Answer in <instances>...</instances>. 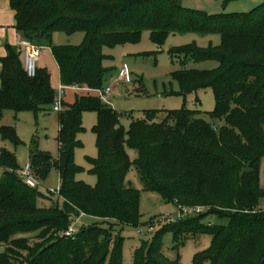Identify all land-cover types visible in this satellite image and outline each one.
Returning a JSON list of instances; mask_svg holds the SVG:
<instances>
[{
  "label": "trees",
  "instance_id": "obj_1",
  "mask_svg": "<svg viewBox=\"0 0 264 264\" xmlns=\"http://www.w3.org/2000/svg\"><path fill=\"white\" fill-rule=\"evenodd\" d=\"M15 30L26 42L49 48L57 64L60 84L85 92L67 91L58 114V157L40 152L34 143L30 167L39 181L51 170L59 176L62 206L41 208L40 193L18 176L15 157L0 154V264H121L124 227H139L138 191L126 186L133 161L143 190L159 195L179 209H208L166 223L151 242H141L133 264H169L159 252L160 234L175 240L207 235L210 247L195 255L193 264H264V198L258 184L264 157V4L248 13L220 14L184 9L180 0H9ZM161 47L174 34H217L218 46L190 44L167 53L182 68L173 73L179 85L175 95L211 89L215 109L206 114L181 109L168 111L158 122L131 120L128 130L119 115L103 103L96 91L106 88L109 70L104 49L138 43L141 34ZM80 32L78 46L54 45L53 35ZM0 58V119L6 110L37 115L49 111L55 91L47 70L34 77L23 71L19 54L7 48ZM215 63L211 69L185 68ZM97 113L93 128L98 156L91 160L97 184L91 188L75 179L81 171L74 163L80 148L82 114ZM3 140L17 146L12 129L2 128ZM38 181V182H39ZM81 214L95 223L63 236ZM216 215L225 225H210ZM150 222L148 228H152ZM36 233L37 242L19 234Z\"/></svg>",
  "mask_w": 264,
  "mask_h": 264
},
{
  "label": "rangeland",
  "instance_id": "obj_2",
  "mask_svg": "<svg viewBox=\"0 0 264 264\" xmlns=\"http://www.w3.org/2000/svg\"><path fill=\"white\" fill-rule=\"evenodd\" d=\"M264 4V0H180V5L187 10L199 11L208 16L248 13ZM80 32L70 36L58 32L53 35L54 45L78 46L83 41ZM195 44L200 48L215 47L220 44V36L217 34H174L168 36L161 47L152 43L149 32L144 31L138 43L115 46L112 49H104L108 57L105 68L109 70L105 84H112V95L107 97L108 106L118 115L120 124L128 130L131 120H147V113H154L153 120L158 122L162 114L168 111L181 110L183 108L198 111L201 117L208 120L207 113L214 111L215 100L211 89L199 91L187 95L185 98L175 95L179 92V85L173 78V73L182 68L179 62L173 61L168 55L172 48H178ZM20 61L22 55L18 52ZM215 63H205L195 66L187 63L185 68L211 69ZM38 68L45 69L50 74L51 84L56 87L55 95L61 86L57 64L49 48H43ZM126 68L129 74V83L118 80V73ZM111 74V76H109ZM54 89V88H53ZM64 99V98H63ZM104 103V102H103ZM34 115L28 111L14 112L6 110L0 119L2 128L12 129L19 143L14 146L11 142L3 140L0 134V154L2 151L12 153L19 170L30 163V150L35 143L37 149L53 159L58 157V114L51 110ZM98 117L95 112L82 114L83 131L79 134L80 148L74 151V163L81 171L75 179L94 188L97 184L96 177L91 173V160L98 156L96 137L93 128L97 125ZM132 166L128 170L126 186L138 191L139 198V227H124L119 236L122 238L121 264H133L134 253L140 248L141 242H151L161 231L166 223H175L180 214L179 208L173 203L161 200L158 194L143 190L139 174L133 165L137 154L127 149ZM3 170L0 168V180ZM35 177V176H34ZM37 181V177H35ZM37 204L41 208H49L55 205L56 197H52L49 190L59 188V178L54 170H51L45 181H39ZM258 184L264 189V157L261 158L258 172ZM63 201L58 199V205ZM257 209L264 210V198L258 201ZM208 209H202L200 213H206ZM190 213L184 214L188 218ZM166 219L168 222L159 221ZM153 223L151 231L148 225ZM210 225H225L227 220L218 219L216 215H210L203 220ZM95 220L88 216L73 217L72 225L75 229L89 227ZM18 237L29 239L30 245L37 242L36 233L19 234ZM159 252L162 258L169 264H193L195 255L210 247L211 239L207 235L188 237L184 240H175L171 232L160 234ZM0 247V254L4 252ZM201 264H209L203 262Z\"/></svg>",
  "mask_w": 264,
  "mask_h": 264
},
{
  "label": "built area",
  "instance_id": "obj_3",
  "mask_svg": "<svg viewBox=\"0 0 264 264\" xmlns=\"http://www.w3.org/2000/svg\"><path fill=\"white\" fill-rule=\"evenodd\" d=\"M18 47L22 55L23 71L26 73L28 77H34L36 70L38 68L37 64H38L43 48L32 45L23 39L18 43ZM118 80L124 82L125 84L129 83V74L125 67L118 73ZM67 91L85 92L86 89H81L78 86L64 87L61 85L58 88L57 95H55L54 104L51 107V110L53 112L59 113L61 111L63 98ZM95 93L99 96L102 102H104L105 104H108L107 97L110 96V93H111L110 88H105L104 90L96 91ZM17 174L24 181V183H26V185H28L29 187L34 188V189L39 187L40 184L34 177L29 164H27L24 167V169L19 170ZM49 193L58 198L59 188H57L56 190H49ZM179 210H180V214L178 218H181V217H184V214L186 213H190L189 215H192L194 213H200L202 209L201 208H195V209L181 208ZM81 216H83V214H81ZM159 221L168 222L166 219H161ZM76 231L77 229H75L72 225L70 229L66 231L65 233H63L62 235L71 236ZM149 231H151V227L149 228Z\"/></svg>",
  "mask_w": 264,
  "mask_h": 264
},
{
  "label": "crops",
  "instance_id": "obj_4",
  "mask_svg": "<svg viewBox=\"0 0 264 264\" xmlns=\"http://www.w3.org/2000/svg\"><path fill=\"white\" fill-rule=\"evenodd\" d=\"M14 26H15L14 13L10 8L9 0H0V58H3L8 54L7 48L11 49V51L15 53L20 52L18 43L22 40V38L19 34L16 33ZM0 68H1V64H0ZM109 76H111V74ZM114 81L111 85L106 84V88L113 87ZM52 87L54 88V90H56L54 84H52ZM114 87H116V85ZM111 95H112V91L110 93V96ZM58 128H59V124H58ZM57 199L58 198L56 197V202Z\"/></svg>",
  "mask_w": 264,
  "mask_h": 264
}]
</instances>
